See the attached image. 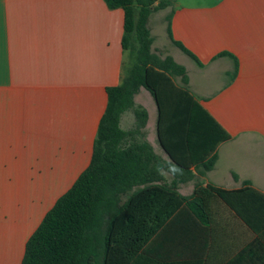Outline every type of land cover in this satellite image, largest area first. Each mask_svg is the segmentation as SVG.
Wrapping results in <instances>:
<instances>
[{
	"label": "crops",
	"instance_id": "1",
	"mask_svg": "<svg viewBox=\"0 0 264 264\" xmlns=\"http://www.w3.org/2000/svg\"><path fill=\"white\" fill-rule=\"evenodd\" d=\"M156 13L161 16L154 24ZM169 23L173 39L202 65L175 45ZM148 27L153 51L186 68L190 94L229 134L216 149L213 168L202 174L201 164L190 163L187 125L176 110L166 144L188 170L164 171L165 181L179 180L177 191L185 196L196 185L236 195L248 188L256 192L236 198L250 224L214 196L208 222L179 214L156 237L152 256L264 264V0H169L151 14ZM124 31V9H111L105 0H0V264H21L30 235L89 166L107 88L121 84L127 73ZM174 81L179 85L180 77ZM135 102L148 112L144 140L174 163L159 140L155 97L141 87ZM135 124L134 112L125 111L121 127L131 130ZM18 192L23 199L15 203Z\"/></svg>",
	"mask_w": 264,
	"mask_h": 264
},
{
	"label": "trees",
	"instance_id": "2",
	"mask_svg": "<svg viewBox=\"0 0 264 264\" xmlns=\"http://www.w3.org/2000/svg\"><path fill=\"white\" fill-rule=\"evenodd\" d=\"M105 1L109 8L121 7L125 11L122 44L130 52L132 62L122 83L107 88L108 105L89 166L56 200L30 235L21 264H200L155 259L153 242L179 214L189 221L208 222L209 200L214 196L250 224L236 198L256 192L248 188L236 195L214 185H196L192 195L185 196L177 191L179 180L171 184L165 181L164 171L179 175L181 170H188L166 144V128L173 117L182 115L178 120L187 125L184 140L190 163L201 164L202 174L213 168L218 157L216 149L229 134L190 94L186 68L172 56L162 57L152 49L154 38L148 27L149 17L166 8L169 0ZM168 31L175 45L202 65L195 54L173 39L170 23ZM177 77L179 85L174 81ZM141 87L147 88L157 101L159 140L175 159L174 163L156 154L143 138L148 112L135 102ZM127 110H132L136 117L131 130L120 125ZM136 134L142 139H134ZM192 176L189 172L187 178ZM204 228L208 245L209 226ZM194 237L197 241L196 233Z\"/></svg>",
	"mask_w": 264,
	"mask_h": 264
},
{
	"label": "rangeland",
	"instance_id": "3",
	"mask_svg": "<svg viewBox=\"0 0 264 264\" xmlns=\"http://www.w3.org/2000/svg\"><path fill=\"white\" fill-rule=\"evenodd\" d=\"M162 10V9H161ZM161 10H158V12L160 11L161 12ZM165 11H167V10H164V12ZM157 12V11H156ZM163 12V11H162ZM154 13V12H153ZM161 13H156V14H154V17L156 18L154 21H153V23L154 24H157V18L158 17H160L161 15H160ZM153 24V25H154ZM156 30L157 31H159L160 30V34H162V32H161V30H163V25H160V26H156ZM155 51V50H154ZM156 52V51H155ZM127 53H128V59H127V64L125 65V71L127 72L128 71V69H129V66H130V64H131V62H132V57H131V55H130V52L129 51H127ZM163 54V52H160V55H162ZM30 182L31 181H33V180H29ZM13 197H14V202L16 203L17 202V199L19 200V202H21L22 201V195L21 194H19V192H18V195H13ZM37 200H38V196H34V201L35 202H37ZM23 208H26L25 206H23ZM18 212L19 211H17V209H15L14 210V214L16 215V214H18ZM21 222H23V223H25L24 221H21ZM31 230H33V228H30ZM11 234H9V241H8V245H10V243H11V236H10Z\"/></svg>",
	"mask_w": 264,
	"mask_h": 264
}]
</instances>
